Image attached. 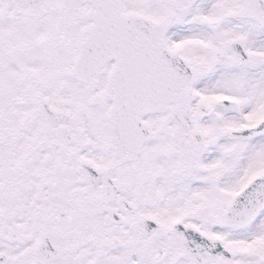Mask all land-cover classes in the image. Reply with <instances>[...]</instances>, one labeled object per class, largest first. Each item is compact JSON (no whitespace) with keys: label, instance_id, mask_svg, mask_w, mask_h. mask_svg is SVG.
<instances>
[{"label":"snow or ice","instance_id":"obj_1","mask_svg":"<svg viewBox=\"0 0 264 264\" xmlns=\"http://www.w3.org/2000/svg\"><path fill=\"white\" fill-rule=\"evenodd\" d=\"M0 264H264V0H0Z\"/></svg>","mask_w":264,"mask_h":264}]
</instances>
